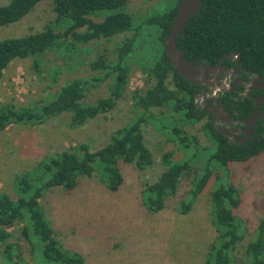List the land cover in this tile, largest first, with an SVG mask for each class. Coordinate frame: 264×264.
Wrapping results in <instances>:
<instances>
[{
	"label": "trees",
	"instance_id": "16d2710c",
	"mask_svg": "<svg viewBox=\"0 0 264 264\" xmlns=\"http://www.w3.org/2000/svg\"><path fill=\"white\" fill-rule=\"evenodd\" d=\"M41 1L11 0L7 5H0V27L20 22ZM127 1L52 0L55 23H63V18L70 19L72 23L65 28L61 25L63 30L60 33L47 25L23 37L1 39L0 80L5 69L16 59L39 57L55 48L75 52L79 43L115 38L129 32L133 18L127 11ZM179 2L177 0L169 11L149 19L150 24H156L160 29L158 40L162 48L165 36L172 29ZM101 10L118 12L108 15L102 21L96 22L90 18L92 13ZM83 28L87 29L85 33L80 32ZM132 44L133 40L125 37L117 45V59L114 62H107L101 54L89 64L93 71H99L104 74L103 77L111 79L109 97L91 104L84 103L89 87L101 79L77 77L59 88L52 98L42 100L33 107L15 108L11 104L0 106V132L12 124H41L62 113L70 114L71 127H81L110 112L128 82L129 67L126 59L131 53ZM177 44L190 61L212 66L220 63L225 55L235 52L238 58L235 61L226 58L224 63L235 65L240 59V67L251 78L264 79V0H202L200 10L178 36ZM35 63L37 65V61ZM149 71L152 84L144 91H135L132 96L138 117L128 126L117 129L106 145L91 149L88 144L81 143L69 151L46 158L35 169L18 175L17 200L7 193H0V247L3 264H21L20 245L9 242L11 232L8 231L19 222L24 223L21 234L28 241L33 242V237L38 245L40 242L46 263L84 264L81 254L64 249L58 240L40 203L43 195L58 187L65 188L67 192L73 191L82 177L92 176L95 161L102 165V176L108 190L119 191L125 180L119 167L121 162L136 164L140 170L154 164L155 157L145 143L142 125L153 117L152 108L164 107L184 114V122L179 127L170 128L172 139L180 148L185 151L195 149L199 144L198 138L186 132L183 127L205 119L203 129L212 140L215 150L199 172H193L191 162L197 158V154L190 160L177 161L172 150L163 152L161 161L165 170L156 181L147 185L144 191L147 193L145 206L152 213L176 206L181 215L189 214L212 187V222L217 240L210 248L206 264H235L233 254L246 231L244 221L237 215L242 202L236 183L219 178L215 180L214 172L219 167L228 179L231 165L247 162L264 152V119L256 122L253 137L247 143L240 145L229 141L215 126L213 117L197 107L195 86L173 67L165 49L158 52ZM262 92L264 89L253 94ZM223 101L227 111L239 121L247 119L254 108L253 100L248 97L226 94ZM191 175L192 182L185 192L186 196L176 203L174 198L179 194L182 178ZM245 254L249 264H264V216L258 223L254 237L246 245Z\"/></svg>",
	"mask_w": 264,
	"mask_h": 264
},
{
	"label": "rangeland",
	"instance_id": "374dc122",
	"mask_svg": "<svg viewBox=\"0 0 264 264\" xmlns=\"http://www.w3.org/2000/svg\"><path fill=\"white\" fill-rule=\"evenodd\" d=\"M10 1L0 0V5ZM176 3L177 0H128L126 8L133 18L129 32L115 38L79 43L75 52L55 48L42 56L10 63L0 80V106L33 107L52 98L59 88L74 78L92 80L97 77L101 81L90 86L83 99L84 103L91 104L109 97L112 83L109 77H103V73L93 71L90 62L101 54L107 62H114L117 45L122 39L130 37L133 40L126 59L128 82L110 112L81 127H71L70 114L62 113L41 124H12L0 132V193H7L17 200L18 175L81 143L88 144L91 149L100 148L110 141L117 129L135 121L139 114L132 96L135 91H144L152 84L149 67L158 52L164 51L158 40L160 29L156 24H150L149 19L169 11ZM117 12L101 10L92 13L90 18L102 21ZM55 20L52 0H42L20 22L0 27V40L23 37L47 25L60 33L61 25L65 28L72 23L68 18H63L60 24ZM86 31V28L80 29L81 33ZM205 99L199 94L197 104L203 107ZM151 112L153 117L142 125V131L145 143L155 157L152 166L140 170L136 164L121 162L119 167L125 178L124 184L119 191L111 192L104 182L102 165L95 161L92 176L82 177L73 191L58 187L46 191L41 199L58 240L64 249L81 254L84 264H206L210 248L216 243L212 187L189 214L181 215L176 206L152 213L145 206L147 185L156 181L165 170L161 161L163 152L172 150L177 161L190 160L197 154L191 162L193 172H199L215 150L203 129L205 119L183 127L199 141L195 149L185 151L174 142L170 131L171 126L179 127L184 122V114L166 107L152 108ZM229 170L227 179L223 170L216 167L214 179L230 180L237 185L242 202L237 215L244 221L246 231L233 258L235 264H249L245 248L264 216V152L247 162L231 165ZM191 182L192 175L182 178L179 194L174 198L176 203L186 196ZM23 227L24 223L19 222L8 229L11 232L9 242L20 245L21 264H51L44 261L40 242L39 246L35 238L32 237L34 240L30 242L21 234ZM0 264H3L1 247Z\"/></svg>",
	"mask_w": 264,
	"mask_h": 264
},
{
	"label": "water",
	"instance_id": "95a60500",
	"mask_svg": "<svg viewBox=\"0 0 264 264\" xmlns=\"http://www.w3.org/2000/svg\"><path fill=\"white\" fill-rule=\"evenodd\" d=\"M202 0H180L177 5L175 16L173 19L172 29L169 34L164 38V49L165 53L169 57L171 64L178 71V73L193 84L196 88L194 94L197 102V97L200 94L202 98L209 95L207 90L208 82L211 80L210 75L215 76V80H220V76L216 75L217 69L223 67L222 63L226 58L237 59L238 55L233 52L231 54L225 55L220 64L216 66L207 64H198L190 61L186 58L185 53L180 49L177 44L178 36L183 32L190 20L198 13L201 8ZM238 65H240L241 60L238 59ZM203 82L205 84L204 89L199 92L198 87ZM224 84H227L226 80H223ZM245 88L249 91H254L264 88V79L260 77H253L250 81L243 82ZM220 91L218 85L213 86V92L211 98L206 100L208 106L213 107V109H206L209 113H216L215 126L218 130L227 137L229 141L235 142L237 144H245L250 141L254 134V127L258 120L264 119V111H259L260 106L264 103V94L258 96H251L254 101V108L251 115L243 120L242 122H235L231 120V113L223 106V101L217 99V94ZM247 95V94H246ZM219 114H223L227 118V127L231 126V123H237L243 125L245 137H233L225 129L219 128Z\"/></svg>",
	"mask_w": 264,
	"mask_h": 264
},
{
	"label": "flooded vegetation",
	"instance_id": "af4514ba",
	"mask_svg": "<svg viewBox=\"0 0 264 264\" xmlns=\"http://www.w3.org/2000/svg\"><path fill=\"white\" fill-rule=\"evenodd\" d=\"M231 60L235 61V59H231ZM237 62L238 61L235 62V65H228L227 63H224V61H223V63H222L223 67L218 68L217 72H216V75L220 76V80H215V76L210 75L211 80H210V82H208V85H207V90L209 92L208 93L209 95L205 96L206 99L204 100V104H203L204 106L200 107V105H198L196 102L197 107L200 109H203L208 115H211L213 117L214 122H215V117H217V114L216 113H209L206 111V109H210V110L213 109V107L208 106L206 104V100L211 98L214 85L219 86L220 91L218 92L216 97H217V99H221L222 101H223L224 95H226V94H229L230 96L236 95V96H240V97H244V98L248 97L250 99H251L252 95L258 96V95L264 94V92L258 93V94H253V92L260 91L262 89L249 91L245 88L243 82L250 81L252 78L246 70H244L243 68L240 67V65H238ZM219 64L220 63H218L216 65H219ZM216 65H214V66H216ZM223 80H226L227 84H224ZM204 87H205V84L203 82H201V84L198 87L199 92H201L204 89ZM223 106H224V101H223ZM262 107H264V103L259 108V111H261V112L264 111V110H261ZM231 120L238 122V123L242 122V121H239V120L233 118L232 116H231ZM218 126H219V128L228 130L227 132L233 137H245V135H246L243 131L245 128L243 125H240L237 123H231V126L228 128L227 127L228 126L227 125V118L223 114H219Z\"/></svg>",
	"mask_w": 264,
	"mask_h": 264
}]
</instances>
